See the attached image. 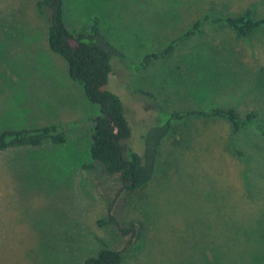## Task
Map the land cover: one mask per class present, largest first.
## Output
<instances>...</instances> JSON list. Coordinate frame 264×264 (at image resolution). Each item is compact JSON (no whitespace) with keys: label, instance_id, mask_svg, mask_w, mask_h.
Here are the masks:
<instances>
[{"label":"rangeland","instance_id":"1","mask_svg":"<svg viewBox=\"0 0 264 264\" xmlns=\"http://www.w3.org/2000/svg\"><path fill=\"white\" fill-rule=\"evenodd\" d=\"M61 2L70 32L97 23L125 56L111 61L106 89L122 100L134 152H143L147 128L173 112L233 107L257 116L235 134L243 154L227 147L224 121L174 120L152 181L127 195L91 159L99 106L50 51V11L37 0H0V133L56 126L66 136L0 152V264H84L104 244L122 252L121 264H264V34L246 42L214 22L247 8L264 16V0ZM196 21L194 35L137 73L146 55ZM109 217L126 231L98 226Z\"/></svg>","mask_w":264,"mask_h":264},{"label":"trees","instance_id":"2","mask_svg":"<svg viewBox=\"0 0 264 264\" xmlns=\"http://www.w3.org/2000/svg\"><path fill=\"white\" fill-rule=\"evenodd\" d=\"M37 9L44 13L50 11L48 27V47L66 63L69 78L83 87L85 98L99 106L91 130L90 156L99 163L107 176H118L122 188L128 194L143 190L153 179L160 146L169 134L174 120L187 117L224 121L229 124L231 136L227 147L234 153L243 154L236 148L237 134L255 123V111L242 116L233 107H215L207 110L189 109L173 112L164 123L148 127L142 136L143 152L138 154L128 148L125 141L131 136V128L126 118L124 106L119 96L109 92L106 86L112 71V60L126 62L124 54L110 44L94 23L89 33L70 32L62 21L61 0H37ZM97 21V20H95ZM222 23L236 39L246 41L257 33L264 34V16H259L251 8L241 12L227 14L214 20ZM198 31V22L181 37L174 40L160 53L146 55L137 69V73L147 68L153 61L170 56L176 47ZM212 52L217 48L210 47ZM113 58V59H112ZM150 100L157 102V95L143 92ZM157 110L162 106L156 104ZM254 126V125H253ZM65 132L56 126L35 129L5 130L0 133V152L11 148L38 147L43 144H63ZM98 226L119 225L111 218L99 220ZM118 225V226H117ZM131 227L133 225L131 224ZM119 229V228H118ZM142 226L139 225L137 240L142 238ZM121 233L126 230L119 229ZM122 252L112 250L104 244L95 256L89 257L84 264H121Z\"/></svg>","mask_w":264,"mask_h":264}]
</instances>
